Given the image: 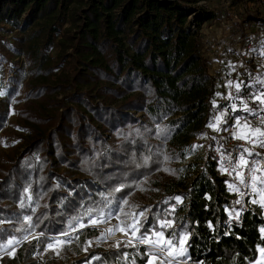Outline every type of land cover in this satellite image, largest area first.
Segmentation results:
<instances>
[{
	"label": "trees",
	"instance_id": "trees-1",
	"mask_svg": "<svg viewBox=\"0 0 264 264\" xmlns=\"http://www.w3.org/2000/svg\"><path fill=\"white\" fill-rule=\"evenodd\" d=\"M202 1L0 0V30L10 24L19 32L9 48L13 57L4 58L14 72L0 99V131L12 103L28 131L25 148L0 164V220L11 221L0 225V239L44 234L24 242L15 258L3 255L0 264H124L121 253L134 250L89 248L90 228L59 257L43 263L34 253L44 250L49 235L64 232L69 218L97 210L102 194L124 200L161 188L144 228L157 225L156 212L163 215L182 196L175 229L191 234L192 261L258 259L264 211L249 198L247 208L235 203L239 197L229 191L230 176L221 172L215 150L205 151L202 165L197 159L179 165L189 139L217 114L210 101L215 77L200 38L213 16ZM243 22L264 25V15L247 11ZM3 45L0 38V50ZM29 186L34 205L21 209ZM234 209L239 219L230 216ZM24 214L34 227L16 232Z\"/></svg>",
	"mask_w": 264,
	"mask_h": 264
},
{
	"label": "rangeland",
	"instance_id": "rangeland-1",
	"mask_svg": "<svg viewBox=\"0 0 264 264\" xmlns=\"http://www.w3.org/2000/svg\"><path fill=\"white\" fill-rule=\"evenodd\" d=\"M202 3L203 9L207 10L209 16H213L212 19L207 20L201 26L200 38L202 44V53L207 60L211 74L215 77L214 93L211 96L210 101L212 104L213 101H215L217 107V114L215 116H217L226 108H228L231 103H237L239 106V99L229 100L226 98L229 92L235 93L234 88L230 89L226 87L227 81H243L245 85H249L254 84V81L258 77L264 78V56L260 55V52L264 51V44H262V42H264V25L257 22H243V17H245L247 11L258 10L262 15H264V0H204ZM2 27L4 28L0 30V38L4 44V48L0 50V92H3L4 95L0 96V99L3 100L8 89L9 77L14 72L13 65L4 60V58L6 59L7 57H13L9 51V48L15 43V37L19 32L10 24H2ZM57 50L58 47L56 45L52 48V53L55 54ZM20 61L25 62L24 55L20 57ZM229 63L236 66L235 71L229 68ZM259 87V85H255L251 89L243 87L240 96L247 97L249 93L255 92ZM217 93H220V95H217ZM250 106L254 108L256 107V105L252 104L251 102ZM137 115L141 114L137 113ZM237 115L245 116L247 114L243 112L232 113L229 110L225 115V120L227 123L221 124V130L219 132L213 131L211 128L207 127L209 122L213 121L214 118L205 124V131L202 130L201 127L198 128L196 130L197 134L192 136L185 146L187 154L185 162L180 163L179 165L182 166L189 161H193L194 159H197V161L200 162L199 165H202L203 159L201 156H204L205 151L210 147L216 151L217 149L220 150L217 151L218 154H216L219 155V157L221 152L225 154L230 153L233 157H236L242 151L240 145L244 144L243 141L233 139L231 135L232 131L234 130V117ZM249 119L253 124L258 123V120L253 117H249ZM5 128L6 130L0 131V164L8 163V155H10L13 151H16L17 153L21 152L25 148L28 141V131L21 128L18 117V109L14 103L8 105V119ZM212 137H215V139H212ZM193 145H202L203 147H197L195 151H193ZM244 146L251 147V145L247 144ZM228 147H232L230 151L227 150ZM261 157H264V155ZM231 182L233 181L232 177L230 176L229 183ZM162 194L163 188L159 189L156 193H152L148 197H145V195H143L141 192H135L127 198L129 201L128 205L123 204V199H116L102 194L97 210L87 208L86 213L84 215L77 216L79 220H76L75 222L74 218H69L65 231L70 234L72 239H74L75 237H78L77 234L80 231L90 228L94 230V234L85 239V244L87 247H101L105 249L115 248L113 247V244L116 240L125 239L121 232H115L107 240H100L98 244L96 241L97 238L100 237L107 228L114 227L120 222L117 220V216H120L121 220L127 219V217L120 213L118 209L123 208L124 212H140L146 210L145 215L148 217L150 213V207L158 199L162 198ZM237 195L240 198L239 194ZM180 197L182 198L183 202V198L185 197ZM251 198L252 197L249 196V202ZM23 199H25V197H23ZM34 202L35 200L33 197L30 202L25 199L26 205L29 203L34 205ZM173 205H175L176 209L181 205V203ZM173 205H171L169 208L163 209V215H166L167 210H170ZM89 212H91V215H89ZM109 213H111V215H109ZM176 214L177 213L174 212L171 216L167 217L175 221V227ZM180 214L183 215V212H180ZM25 215L28 214H24V216ZM159 216V212H156L157 223V218ZM93 220H102L104 222L99 223L96 227H92L90 225V221ZM82 225H84V227H82ZM168 230L169 232L173 231V229ZM174 230L177 231L176 229ZM31 233L36 235L40 234L39 232ZM31 233L26 234L29 235V241L33 239ZM58 235H60V233L51 234L49 237H55ZM88 241H91L92 244L89 245ZM21 245L17 246V249ZM53 256L57 257L50 250L45 252L39 248H37L34 253V257L43 263ZM188 256L190 257L189 250ZM73 257L74 256L71 255V258ZM258 259H260V254ZM188 264L200 263L192 261L190 257V259H188Z\"/></svg>",
	"mask_w": 264,
	"mask_h": 264
},
{
	"label": "snow or ice",
	"instance_id": "snow-or-ice-1",
	"mask_svg": "<svg viewBox=\"0 0 264 264\" xmlns=\"http://www.w3.org/2000/svg\"><path fill=\"white\" fill-rule=\"evenodd\" d=\"M264 44V42H262ZM261 56H264V51L260 52ZM229 68L235 71V65L229 63ZM255 85L260 87L255 91L248 94L247 97L240 96L243 87L253 88ZM226 87L234 88L235 93L229 92L227 99L234 100L239 99V106L237 103H231L228 108L222 111L219 115L215 116L213 121H210L207 127L213 131L219 132L221 130V124H226L225 115L230 110L232 113L243 112L245 116L234 117V130L231 135L233 139L243 141L240 147L242 151L233 157L230 153L225 154L221 152L220 155V170L232 177L231 183H228V189L231 192L239 194L240 198L235 201L237 205L243 204V197L250 195L252 198L250 203L259 205L264 209V158L255 159L253 157L261 156V153L256 152L255 148L259 147L264 149V78H256L254 84L245 85L243 81L234 82L232 80L227 81ZM4 95L0 92V96ZM220 95V93H217ZM250 102L255 104L256 107H251ZM213 107H216L215 101H213ZM249 117H253L258 120L257 124H253ZM215 139V137H212ZM251 145V147H245L244 145ZM197 147H203L202 145H193L192 150L195 151ZM217 151H220L217 149ZM253 158V159H250ZM147 163V158L145 160ZM227 165V166H226ZM174 174V173H173ZM245 189L247 191H243ZM117 192L121 191V188L116 189ZM24 197L27 201L32 200L30 195V186L24 189ZM25 199H21L19 207L21 209L31 207V204L25 203ZM176 204L182 203L180 196L174 197ZM124 205H128L127 199L123 200ZM135 207V206H132ZM118 211L127 217L126 220H121L120 216H117V220L120 222L114 227L107 228L104 233L97 238L96 243L100 240H107L115 232H121L125 239L116 240L113 247L120 249L132 248L133 253L124 251L121 253L120 259L124 261V264H136L137 258L144 260V264H188V247L187 241L190 238V233L175 231V221L167 217L171 216L175 212V205L167 210L166 215L159 216L158 224L144 228V223L147 220L145 211H130L124 212L123 208H119ZM242 211V209H241ZM235 215L239 219L240 211L233 210L231 215ZM91 215V212H89ZM111 215V213H109ZM79 220L78 217L74 218V222ZM10 223L11 221L0 220V225L4 223ZM102 220L90 221L92 227L98 226L99 223H103ZM26 225L27 227H24ZM23 225L16 228V232H27L29 228H33L32 216L25 215L23 217ZM84 227V225H82ZM211 227V225H209ZM143 229V231H142ZM168 229L173 231L168 232ZM264 232V229H261ZM33 239L39 241L40 237L44 234L41 232L39 235L31 233ZM78 240L79 237H76ZM23 242H30L29 235H24L19 238L15 235H9L6 239H0V254L7 255L11 258H15L17 252V246ZM73 239L68 232H62L60 235L48 238V242L45 245L44 251H51L55 256H60L61 252L71 246ZM91 245L92 242L88 241ZM143 246V251L141 247ZM87 251V249H85ZM260 259L254 261V264H264V247L259 249ZM0 255V258H2ZM92 260H101L99 256H93ZM90 264V262H89Z\"/></svg>",
	"mask_w": 264,
	"mask_h": 264
},
{
	"label": "built area",
	"instance_id": "built-area-1",
	"mask_svg": "<svg viewBox=\"0 0 264 264\" xmlns=\"http://www.w3.org/2000/svg\"><path fill=\"white\" fill-rule=\"evenodd\" d=\"M255 151L261 153V156L264 155V149H261V148L257 147V148H255ZM215 153L218 154L216 150H215ZM217 156L219 157V155H217ZM261 156H259V157H253V158H255V159H262V158H264V157H261ZM253 158H250V159H253ZM219 163H220V162H219ZM226 166H227V165H226ZM219 168H220V165H219ZM223 173H224V172H223ZM225 174H226V173H225ZM242 190H243V191H247V190H245V189H242ZM249 196H250V195H245V196L243 197V205H244L245 208L248 207V204H247L246 199L249 198Z\"/></svg>",
	"mask_w": 264,
	"mask_h": 264
}]
</instances>
